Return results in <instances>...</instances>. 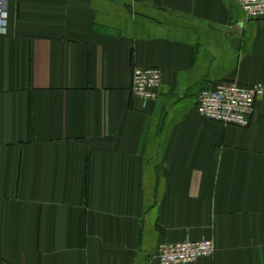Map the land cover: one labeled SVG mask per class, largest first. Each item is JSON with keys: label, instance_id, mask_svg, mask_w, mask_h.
Here are the masks:
<instances>
[{"label": "crops", "instance_id": "crops-1", "mask_svg": "<svg viewBox=\"0 0 264 264\" xmlns=\"http://www.w3.org/2000/svg\"><path fill=\"white\" fill-rule=\"evenodd\" d=\"M158 68L159 96L132 94ZM264 83V19L237 0H9L0 33V264H264V96L247 128L202 117Z\"/></svg>", "mask_w": 264, "mask_h": 264}, {"label": "built area", "instance_id": "built-area-1", "mask_svg": "<svg viewBox=\"0 0 264 264\" xmlns=\"http://www.w3.org/2000/svg\"><path fill=\"white\" fill-rule=\"evenodd\" d=\"M250 19H264V0H237ZM9 0H0V33L7 27ZM163 75L158 68H134L132 94L143 101L159 96ZM264 96V83L244 86L238 82H224L215 88H204L197 99V112L204 118L225 126L247 128L256 111V102ZM211 239L163 243L155 258L159 264H196L215 253Z\"/></svg>", "mask_w": 264, "mask_h": 264}]
</instances>
